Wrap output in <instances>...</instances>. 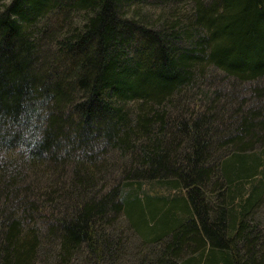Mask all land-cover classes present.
Masks as SVG:
<instances>
[{
    "label": "trees",
    "instance_id": "trees-1",
    "mask_svg": "<svg viewBox=\"0 0 264 264\" xmlns=\"http://www.w3.org/2000/svg\"><path fill=\"white\" fill-rule=\"evenodd\" d=\"M263 192L264 0H0V264H264Z\"/></svg>",
    "mask_w": 264,
    "mask_h": 264
},
{
    "label": "rangeland",
    "instance_id": "rangeland-1",
    "mask_svg": "<svg viewBox=\"0 0 264 264\" xmlns=\"http://www.w3.org/2000/svg\"><path fill=\"white\" fill-rule=\"evenodd\" d=\"M223 88L225 89L226 87L223 86ZM236 91V92H235ZM234 94L239 97H244V99L247 97V93L242 91L241 88L236 87V89L234 90ZM128 107H132V103L129 102L127 104ZM261 203L264 204V192L261 196ZM262 204L260 205V207L257 209L256 211V217L260 220H264V206H262ZM127 247H126V253L123 254V257L121 260H119L118 264H128V261L132 255V253H134V251L136 250V246L138 244L137 241V237H134V234L132 235L130 232H128L127 234Z\"/></svg>",
    "mask_w": 264,
    "mask_h": 264
}]
</instances>
